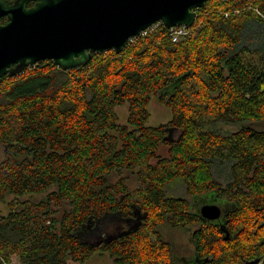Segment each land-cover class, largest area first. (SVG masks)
<instances>
[{
	"label": "trees",
	"instance_id": "obj_1",
	"mask_svg": "<svg viewBox=\"0 0 264 264\" xmlns=\"http://www.w3.org/2000/svg\"><path fill=\"white\" fill-rule=\"evenodd\" d=\"M195 12L177 42L159 22L121 53L2 77L0 264H85L96 252L110 264L264 259V0H208ZM152 99L167 123L148 124ZM176 184L183 196L170 193ZM190 199L219 203L221 220ZM107 214L137 226L83 241ZM165 228L190 233L188 256Z\"/></svg>",
	"mask_w": 264,
	"mask_h": 264
},
{
	"label": "water",
	"instance_id": "obj_2",
	"mask_svg": "<svg viewBox=\"0 0 264 264\" xmlns=\"http://www.w3.org/2000/svg\"><path fill=\"white\" fill-rule=\"evenodd\" d=\"M207 1L0 0V18H7L0 26V83L5 75H20L42 61L67 71L86 65L93 54L121 53L130 39L159 22L190 28L195 10ZM199 214L216 221L221 209L206 204Z\"/></svg>",
	"mask_w": 264,
	"mask_h": 264
},
{
	"label": "rangeland",
	"instance_id": "obj_3",
	"mask_svg": "<svg viewBox=\"0 0 264 264\" xmlns=\"http://www.w3.org/2000/svg\"><path fill=\"white\" fill-rule=\"evenodd\" d=\"M148 112L150 114L149 125L159 126L167 123L171 119V112L159 104L155 99H152L148 105ZM116 113L120 124H124L127 119V106H122L116 109ZM5 158V150L0 145V161ZM170 193L173 195H184L183 189L179 185L172 186ZM190 201L193 207H199L200 203ZM0 210L5 212V205L0 202ZM102 225L95 227H88L80 232V238L89 244H97L102 241H107L112 237L119 236L127 231H131L137 226L136 221H127L121 218L119 214H107L101 220ZM167 240L175 246V249L180 257L188 256L192 252V242L190 233L187 231L171 230L165 228L163 230ZM85 264H110V259L106 255L99 252L94 253Z\"/></svg>",
	"mask_w": 264,
	"mask_h": 264
},
{
	"label": "built area",
	"instance_id": "obj_4",
	"mask_svg": "<svg viewBox=\"0 0 264 264\" xmlns=\"http://www.w3.org/2000/svg\"><path fill=\"white\" fill-rule=\"evenodd\" d=\"M156 24L150 26L148 29L143 31L140 35H145L147 33V31L152 30L156 26ZM169 29H170V37L172 39V42H177L180 38H182L188 34L189 28L186 26H175V27H171ZM134 38H136V37H134ZM134 38H132V39H134ZM132 39H130V41ZM12 264H17V263H12ZM257 264H264V259L262 261L258 262Z\"/></svg>",
	"mask_w": 264,
	"mask_h": 264
},
{
	"label": "flooded vegetation",
	"instance_id": "obj_5",
	"mask_svg": "<svg viewBox=\"0 0 264 264\" xmlns=\"http://www.w3.org/2000/svg\"><path fill=\"white\" fill-rule=\"evenodd\" d=\"M8 1H10V2H14L15 0H8ZM31 5H33V3H29L28 4V6H31ZM3 18H6V17H3ZM1 19V18H0ZM7 22V18H6V21L3 23V24H0V26L1 25H4L5 23ZM206 201L208 202L207 204L208 205H217V206H219V207H221V205L219 204V203H212L209 199H206V200H204V203H206ZM203 205H206V204H201L200 206H199V208L197 209V212L199 213V210H200V208H201V206H203ZM221 209V211H222V208H220ZM222 213H223V211H222ZM220 220H221V218H220Z\"/></svg>",
	"mask_w": 264,
	"mask_h": 264
}]
</instances>
